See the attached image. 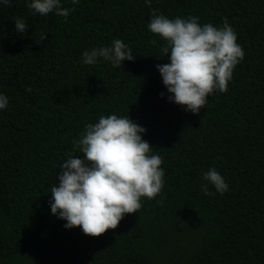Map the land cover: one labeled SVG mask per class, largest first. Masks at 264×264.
I'll return each mask as SVG.
<instances>
[{
    "label": "trees",
    "instance_id": "1",
    "mask_svg": "<svg viewBox=\"0 0 264 264\" xmlns=\"http://www.w3.org/2000/svg\"><path fill=\"white\" fill-rule=\"evenodd\" d=\"M30 2H0V264H264V0H61L75 9L67 18L33 14ZM154 10L217 28L227 19L244 52L228 90L197 114L169 101ZM114 39L134 61L82 64ZM113 114L145 129L164 186L94 238L51 214L50 188L69 154L84 159L73 148L85 126ZM209 168L228 184L223 195L201 191Z\"/></svg>",
    "mask_w": 264,
    "mask_h": 264
},
{
    "label": "clouds",
    "instance_id": "2",
    "mask_svg": "<svg viewBox=\"0 0 264 264\" xmlns=\"http://www.w3.org/2000/svg\"><path fill=\"white\" fill-rule=\"evenodd\" d=\"M9 5L11 0H0ZM73 4L78 0H72ZM151 0H145L150 6ZM27 8L33 14H55L67 18L75 9L61 7V0H31ZM154 10L148 24L149 32L164 41L161 52L170 63L157 65L169 101L197 114L214 90L226 92L235 66L244 52L236 43L237 36L227 19L220 28L211 23L201 26L198 17L170 20L157 15ZM15 30L25 33L23 19H15ZM41 39H45L42 35ZM155 43V41H153ZM133 51L123 41L114 39L111 46L92 48L82 54L83 65H95L98 59L110 61L120 68L123 61H134ZM30 91V89L28 90ZM163 96V93L161 94ZM8 105V97L0 95V109ZM143 127L133 123L128 116L101 115L96 124H87L73 152L79 150L84 159L69 154L59 166V186L50 188V210L65 220L66 229L81 228L89 237H99L117 228L125 214L136 213L141 208V198L154 199L164 183L161 169L162 157L149 155L152 149L142 140ZM204 195L215 192L223 195L228 184L215 168H209L202 177Z\"/></svg>",
    "mask_w": 264,
    "mask_h": 264
}]
</instances>
